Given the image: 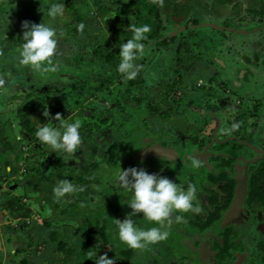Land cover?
<instances>
[{"label":"flooded vegetation","instance_id":"1","mask_svg":"<svg viewBox=\"0 0 264 264\" xmlns=\"http://www.w3.org/2000/svg\"><path fill=\"white\" fill-rule=\"evenodd\" d=\"M53 2L65 4L64 15L56 19H52L46 14L47 6ZM247 2H249V6L244 15L242 4ZM100 4L103 5V8L99 7ZM5 6L8 8L3 9ZM252 7H256L257 11L263 9L262 17L255 11L256 14L251 13ZM235 14L240 15L234 20ZM194 16H199L200 21L205 22L200 24L198 19L193 18ZM253 16L255 17L253 18ZM25 20L32 23L44 21L57 29L59 43L55 62L59 65V70L54 72L55 74L65 72L66 68H72L74 74L79 76L78 56L87 58L88 50L91 55L90 59L94 54H97L99 49L109 56L113 55L111 59L107 58L106 61H103V64L95 67L89 65L91 74L85 78L79 77L83 80L80 88L78 85L74 86L76 90L80 91H85L90 84L97 86L95 97H97L96 93H102L103 96L96 105L91 106L87 121L89 120L90 123L94 121L93 127L96 128L103 126L99 140H107L110 135L116 137L113 139L116 141L113 147L106 149L93 143L94 140L88 138V133L81 134L83 137L81 150L71 156L73 158L77 155L75 158H82V168L85 163L104 162L108 153L112 155L111 161H107L108 165L100 167V171L105 170V173L100 172L105 174L101 177V182L103 185L106 183L108 188H99V192L110 194L111 174L118 175L121 168L127 169L135 167V165L143 168L151 167L158 171L157 174L185 186L188 183L195 184L196 202L202 211L200 213H181L184 220L171 225L169 236L180 243L178 251L171 252L173 257L171 264H180L178 261H182L181 264H264L256 251L261 246L260 244L254 246L253 250L247 248L253 238L252 231L257 232L254 236L258 238L257 241L264 244V182L259 180L260 186L258 187V183L254 185L250 181L252 170L260 167V163L264 162V145L259 142L249 143L245 139L247 132L239 133L241 127L239 131H231L230 127L227 133L229 136L222 135L220 132L223 129V123L220 121L211 132L212 129L208 128L209 119L218 110L215 112L216 106L211 105L207 98H205V103L211 105L210 108L213 110H209V113L205 115L203 128L191 130L187 140L174 128L175 124L179 125V122L184 119L188 109H193L197 103L202 104L200 100L193 97V92L204 82L202 78H199L204 74L200 70L193 71L194 66L190 64L196 57L193 55V51L197 49L202 55L216 58L214 54L210 53V49H218L219 42L223 43L221 39H230L235 42L236 46L242 48L246 45V41L243 40V37H246L245 34H251L249 38H253V40H249V42L253 46L257 45L256 43L264 45V30H262L264 28V0H164L163 7L154 4L152 0H0V49L3 47L2 50L5 51L4 55L0 56V76L6 79V91L17 90L18 82H20V88L32 87L26 93L27 101L31 99L32 102L25 106L24 110L36 99H43L47 102L44 107L45 105L51 106L53 101L60 100L58 93H62L61 86H53L54 84L51 86L49 83L45 84L43 88H38L32 84L31 80L27 79L29 67H21L17 64L16 68L20 73L11 70L10 64L15 63L14 59L18 57L24 43L21 25ZM259 21L260 23H258ZM210 22L216 24L217 30L225 29L219 34L220 40L217 38V33L207 29ZM130 24L136 26L147 24L151 28V32L147 34L148 38L142 41L145 45V53L136 61L138 68L134 79H126L117 71L120 62L119 45L132 38L133 35L129 30ZM81 25H83L82 29ZM94 33L97 34L93 35ZM107 39L110 40L109 45L102 42ZM8 40L9 42H7ZM215 41H217L216 44H214ZM256 57L258 58V56ZM223 60L218 59L217 61L220 63ZM186 65H189L187 69ZM253 66L256 67L257 64H253ZM238 71L240 72L239 77H245L251 70L247 69L245 72L240 68ZM20 74H23L26 79L18 78ZM187 74L190 78L196 76L197 80L192 78L191 81L197 82L199 85L196 88L191 87L189 92L177 90L176 93L173 92L169 96L166 89L161 87L164 82L167 84L173 82L174 85L172 84L173 87L170 86V88L172 87L171 90H174L180 81L183 82V78ZM41 75L42 73L39 72L38 76ZM68 75L72 76L73 74L69 73ZM103 75L107 76L108 80L102 86L99 80ZM249 75H253V73ZM2 88L0 87V95H2ZM51 93L55 94L52 96ZM106 96L109 101L104 108L100 102H106ZM231 97L233 96L230 94L226 97L219 94L220 103H224ZM163 102L168 104V107L165 108L162 105ZM202 107L205 108V104L204 106L202 104ZM64 108H67V105ZM32 109L35 108L27 110L32 111ZM60 111L65 114L67 109ZM76 111L75 108L74 112ZM98 111H101V114L97 115ZM259 114V108H257L251 113V117L258 119ZM163 115L172 117L165 123L172 126L171 128L163 126ZM206 117H208L207 120ZM35 119H23L22 126H24V120H33L34 122ZM215 119L217 120V118ZM121 124L124 129H121ZM207 129L211 135H207L209 134ZM4 130L11 134L9 126H5ZM87 130L93 132L92 129L87 128ZM0 131H2L1 124ZM1 136L0 133V138ZM6 137L12 140L13 147L15 144L17 145L14 136L9 137L6 134ZM134 142L138 145H135ZM89 143L92 144V147L88 148L83 155L81 153L84 152L83 146ZM244 144H248L249 148L241 151ZM96 146L98 148L95 149ZM121 146H124L123 149ZM2 147L4 146L0 142V187L11 179H14V182L7 184L3 193L0 194V230L13 235L12 240L15 241L14 246L16 247L11 251L14 253L13 256H7L9 255L7 246L1 252L5 253V259L6 257L10 259L12 264H39L44 252L35 248L40 241L32 240L27 233L25 235L29 237L27 240L24 238V244L28 246L29 250L26 248V250H21L19 243L22 239L16 237L12 230L9 231L8 221L11 224L10 228L14 230L15 228L19 229L21 224L19 221L22 220L34 227L37 222L35 223V220L33 222V215L30 213L29 216H25L26 208H31L30 200L32 198L24 197L22 199L25 187L21 181L27 176L34 178L36 174L52 180L65 174L63 172H65L66 165L61 157L58 159L49 155L45 157L48 158L44 162L45 165L50 164L49 161L52 157L57 160L55 164L53 163L57 167L56 175L54 178L49 177L41 169L43 165L37 158L39 153L37 150H33L29 156L31 161H27L21 152L24 165L20 168L11 165L14 162V152L7 155V160L11 164L4 166L6 161L1 162V155L13 147H4L5 149ZM134 147L136 148L134 149ZM94 151L97 152L92 155ZM136 156L135 161L133 158ZM68 157L70 156L68 155ZM194 157H198L202 161V166L198 169L191 167V159ZM67 169L70 176L71 169ZM72 170L76 171L75 168ZM21 173H24L25 176L20 177ZM22 189L23 193H20ZM202 191L203 193H201ZM34 195L31 194V196ZM213 199L216 201L211 202ZM94 205L97 206L96 203ZM177 215L179 214L177 213ZM6 217L9 219L6 220ZM11 219L18 223H12ZM3 227L7 228L3 230ZM185 247L189 249H184ZM180 250L188 253L185 256L186 259L175 255V252L177 254ZM138 252L136 251L134 257L129 260L130 264H134L135 259L139 261V264H144L143 252ZM111 254L112 252L109 251L108 256ZM54 256H56L55 253ZM115 258H118V255ZM63 260L64 258L62 262L65 263ZM48 263V261L43 262V264Z\"/></svg>","mask_w":264,"mask_h":264},{"label":"rangeland","instance_id":"2","mask_svg":"<svg viewBox=\"0 0 264 264\" xmlns=\"http://www.w3.org/2000/svg\"><path fill=\"white\" fill-rule=\"evenodd\" d=\"M23 3V2H21ZM103 5H106L105 3H103ZM103 5L100 4L99 7L103 8ZM249 6V2L247 3H243L242 4V12L245 15L246 12V8ZM13 7V6H12ZM8 7H3V9H6ZM14 8V7H13ZM20 11H22V9H19ZM252 12L251 13H257L258 15H260L262 17L263 14V9H260L259 11L256 10V7H252ZM255 11V12H254ZM262 12V13H261ZM255 13V14H256ZM240 14H235L234 16V20L235 18H237V16ZM255 16H253L254 18ZM194 19H198L199 23L201 24L202 22L205 21H200V17H193ZM233 20V19H230ZM33 21V20H31ZM213 21V20H211ZM132 22H134V20H132ZM260 23V21L258 22ZM211 25V26H210ZM210 25H208L209 27L207 28L210 32L213 33H217L218 36V40H220L221 38H219V34L220 32H224V28L223 29H218L217 27H215V23L210 22ZM214 26V27H212ZM214 28V29H213ZM264 30V28L262 29ZM97 33H94L93 35H96ZM246 37H243V40L246 41V45L245 47H242V52L245 55H248L250 57V59L253 61L251 64H241L236 60L237 58H241L242 55L240 54V52H236L234 50V46L236 45L235 42L231 41L230 39H221V42H219V48L215 49V48H211L210 49V53L214 54L216 58L210 57V56H206V55H202L198 52V50L196 49V51H193V55L196 56L194 58V61L190 64H192L194 66V70L193 71H197L200 70L201 73L204 74V76H199L197 74V76H199V78H202L204 80L203 85H201V87H198L197 90H195L194 93V98H196L197 100H200L204 106L205 104V108L202 107V104L197 103V105L192 109H188V113L184 116V119L181 120V122H179V125H174L175 131L178 134H183L184 138L187 140L189 134L192 132L191 130H196V129H201L204 126V121H205V115H207L209 113V110H213L212 108H210L211 105L216 106L214 116H211L209 119V129H212L211 132L213 131V129L216 128V124L218 121L223 123V129L220 132L222 135L225 136H229L227 133L231 127V124L233 123H238L241 127L240 130V134H242L243 132H247V137L245 139H247L249 141V143H253L256 144V142H259L260 144L264 145V110H262L264 108L263 106V101H264V49H262V45H259V43H256L257 45H252V43L250 44L249 40H253V38H249V36L251 34H245ZM242 35V36H245ZM87 36V35H86ZM217 40V41H218ZM214 44H216V42ZM9 42V40L7 41ZM237 43V42H236ZM13 44H15V42H13ZM224 44V45H222ZM3 49V47H2ZM5 52V51H3ZM256 52V53H255ZM258 53V54H257ZM57 54H58V49H57ZM88 57H91L90 55V51L88 50L87 53ZM256 56H258V58H256ZM60 58V57H59ZM218 59H224L222 62H218ZM15 63L10 64V67H12L11 70L20 73V71L16 68L17 67V57L14 59ZM62 60L64 61V59L62 58ZM214 61V63H213ZM58 62V61H57ZM74 61L72 60V63ZM235 62H237L236 65ZM224 63V64H223ZM189 64V65H190ZM253 64H257V66H253ZM189 65H186V69ZM75 68V66H73ZM79 70V76L75 75L73 72L72 68H66L65 72H61V73H53V72H49V73H42V75L39 77L38 71H33L31 68H29V77H27L28 80H31V83L36 85L38 88H43V86H45V84H51V86H61L62 88V93H58L59 94V98L60 100L58 102L53 101V105L51 106H45L46 107V111H48L50 113L49 117H45L42 113L41 117H35V112H36V107L35 109L31 110H24L25 106H28V104H30L32 101L31 99H29V101H27L26 99V93L27 91L29 92V88L32 89V87H27V89L24 88H20V82H18V89L14 90L12 89L11 91H6L5 90V86L2 88V95H0V124L2 125V131L4 132V127L5 126H9L10 127V131L12 133V135L14 136V140L17 142V145L22 147L23 150V154L24 156L27 158V161H31V159L29 158L31 152L33 150H37V152L39 153L37 158L38 160L42 163V167L41 169L43 170L44 173H47L49 175V177L54 178V175H56V166L54 165L59 157H61V159H63V161L65 162V174L60 175V177L67 175L69 176V172H67V168L72 169L75 168L76 171H78V169L81 168L82 166V161L81 159H79L78 157H68V154L63 153V152H55V151H51L49 146L47 145H42L36 138L35 135H29L24 126H22V122L23 119H30V118H36L34 121V125H39V127L43 126L44 124H49L53 127H57L60 128L61 130H63L61 128V125L63 123H73L76 120H79L81 123V128H80V134H85L88 133V138L91 140H94L93 143L100 145L101 147L104 148H111L113 147V144L116 142L115 139L116 137H112L111 135L106 139H100L102 135V129L103 126H98L93 127V122L94 121H87V118L89 117V112H90V108L92 105H96L99 100L101 99V97L103 96L102 93H96L97 97H95V90L96 87L94 84H90L87 86V89L84 91H80L79 89L76 90L74 88L75 85H78L79 88L81 86V83L83 82V80L79 79V77H86L89 76L91 74V66H89V63L87 62L86 64L83 65H79L78 67ZM242 68V70H244L245 72H247V69H250L251 71L248 73V76L245 77H239V69ZM27 74V72H25ZM65 73V75H64ZM71 73L73 74L72 76H69L68 74ZM184 73V72H183ZM250 73H253V75H249ZM195 75V73H193ZM17 77V75H16ZM21 79H26L23 74H20V76H18V78ZM193 78V80H197L196 76H191V78L187 75H185V77L183 78V82L180 81V83L175 87L174 90H171L174 83H162L161 87L165 90L166 92L169 93V96L172 95V93H176L177 90L180 92H189L191 87H195L199 86L197 82H192L191 79ZM239 78V79H238ZM238 79V81H236ZM178 80V79H177ZM190 80V81H189ZM242 84L243 85V91H241L240 88H238V86L240 85H235V84ZM173 84V85H172ZM170 86H172L170 88ZM56 92V91H54ZM97 92V90H96ZM55 94V93H54ZM53 93H51V95H54ZM219 94H221L223 97L228 96L229 94L232 95L233 97L227 99L224 103H220L219 99ZM50 95V96H51ZM106 95V94H104ZM100 97V98H99ZM210 100V104L211 105H207L205 103L206 99ZM189 100V98H188ZM109 101L108 96H106V102H100V105L102 107H106L107 106V102ZM217 104V105H215ZM65 105H67V108H64ZM162 105L166 108L168 107V104L166 103H162ZM77 109L76 112H74V109ZM259 108V118L256 119L254 117H251V113L256 111V109ZM67 109L66 113H62L60 110H65ZM39 111H42L41 109ZM52 111V113H51ZM56 113H61L62 116L64 117V119L62 121H55L53 119H51V117H54ZM101 114V111H98L96 113ZM165 115V113H164ZM163 115V119H162V124L163 126H166V128H171L172 126L165 124L168 122L169 119H172V117H164ZM204 116V117H203ZM217 118V120L215 119ZM208 119V117H206V120ZM87 121V122H86ZM257 123V124H256ZM99 124V123H97ZM88 129H92L93 132H90L87 130ZM96 128V129H95ZM181 129V130H180ZM209 129H207L208 133L207 135H211ZM189 131L188 133L184 134L183 132ZM206 135V134H205ZM231 136V133H230ZM233 136H231L232 138ZM241 137V135H240ZM11 139L6 137V134H2L1 138H0V142L2 144V146H4L5 148H10L13 147V145L11 144ZM111 142V143H109ZM135 145H138L136 142H134ZM4 147H2L3 149H5ZM92 144H84L83 146V150L84 152H81L83 155L87 152L88 148H91ZM124 147V146H123ZM123 147L121 146V149H123ZM136 147H134L135 149ZM132 149V148H131ZM80 153V155H81ZM53 156L56 158H50L49 163L50 164H44L45 160L48 158H45L47 156ZM79 156V154H78ZM7 158V154L6 152H4V154L1 155V162L5 161V159ZM137 156L133 158V160L136 161ZM47 162V161H46ZM54 163V164H53ZM113 163V162H112ZM114 164L116 165V161L114 162ZM136 168H143L142 166L139 165H135ZM123 169H126L123 167ZM147 172L149 170H151V172L148 173H157L158 171H156L155 169L149 167V168H144ZM8 170H10V168H8ZM74 170V172H76ZM24 177V173L20 174V177ZM47 176V175H46ZM117 176L118 175H113L111 174V188H110V194L107 193L108 195H113L114 193H118L120 191V185L118 183L117 180ZM7 179V178H6ZM14 182V179L9 180L8 183H4L3 186L0 187V194H2L6 187L7 184H12ZM195 183L197 185H199L196 181ZM106 184V183H105ZM203 184V183H202ZM204 185V184H203ZM202 185V186H203ZM258 187L260 186V183H258L257 185ZM101 189V187H99ZM108 188V186H107ZM199 191H201V189H199ZM20 193H23V189L20 190ZM203 193V191L201 192ZM34 195V194H33ZM100 199H96L95 203L96 205H93L94 208L91 209L92 211V216L93 214L95 215L96 212L100 211V210H105V209H110V205L108 203L109 200V196H100ZM45 202V201H44ZM30 206L31 209L30 213L33 215L32 216V220L34 222H37L39 229L43 228L46 229V226L43 224L46 220H50L52 217H54V224H60L63 223L62 221H59L58 216L55 215V213L59 214V211L55 210L53 207H51L48 203H42L39 204L37 202L34 201V199L32 198L30 200ZM55 212V213H54ZM179 215H182L181 213H178ZM1 215V213H0ZM119 215V214H118ZM116 214V216L114 217V219H121V216H118ZM5 219V218H4ZM9 218L6 217V220H8ZM11 222L17 224L18 221L16 220H12ZM21 222V221H19ZM138 226H140V224H137ZM9 227V231L12 230V233L15 234L16 237H19L21 240V242L19 243V247L20 248H26L27 250H29V248H27L28 246L25 245V239L27 240L29 236L25 235L28 232H24L21 229H11V224L8 221V225ZM4 228L7 227H3L2 229L5 230ZM33 228V225L28 224L26 226V230L29 231L30 229ZM117 229V228H116ZM43 232V231H41ZM112 232L111 236L112 238H114L115 234H117L118 231L112 230L110 231ZM35 234H32L34 236H38L39 232L36 233V231H34ZM257 234V232L252 231L251 235H253V238L251 239V244L248 243L247 248H249V250H253V247L256 245H261L263 246L264 244H262L261 242L257 241L258 238L254 237ZM43 235V234H41ZM14 236V237H15ZM13 235H11V233H7L6 231H1L0 230V264H12L10 259H5V253L1 250L5 248V246H7V250H8V254L7 256H13L14 253L11 252L14 247L15 241L12 240ZM25 238V239H24ZM197 245H199L198 243H196ZM35 245V244H34ZM164 247L165 243L164 241L161 243H158V247L156 245H151L150 248L147 249V252L149 253V256H152L153 253H151V251H154V249H160V247ZM44 247L45 244L41 241L38 245L36 244V250H39L41 252H44ZM184 249H189L187 247H185ZM178 251L177 248H174V251ZM257 250V249H256ZM60 250H55L54 253L56 255V260L58 264H65L62 262V259L65 257V253L59 252ZM110 251V249H106L105 253H107ZM139 251V250H137ZM156 251V250H155ZM104 253V252H103ZM175 255L178 256H182V259H186L185 256L188 255L187 252H185L184 250H180L177 254L175 252ZM60 259V260H58ZM173 260V259H172ZM172 260L170 261L172 263ZM135 263L134 264H139L138 260H134ZM180 264L182 263V261H178ZM16 264V263H13Z\"/></svg>","mask_w":264,"mask_h":264},{"label":"clouds","instance_id":"3","mask_svg":"<svg viewBox=\"0 0 264 264\" xmlns=\"http://www.w3.org/2000/svg\"><path fill=\"white\" fill-rule=\"evenodd\" d=\"M160 7L164 6V0H152ZM65 4L53 2L47 6V16L56 19L63 16ZM44 13V12H43ZM45 15V13H44ZM24 43L17 57L18 66L29 67L33 71L41 73L57 72L59 65L55 62L59 37L57 29L51 24L22 22ZM81 29L83 25L80 26ZM133 33L132 38L119 45L120 62L117 71L126 79H134L137 75L138 61L145 53L147 34L151 32L149 25H129ZM4 52L0 49V56ZM6 79L0 76V87H4ZM43 115L49 117L50 113L44 111ZM51 119L62 121L61 113H56ZM240 125L233 123L231 131H237ZM60 128L44 124L35 132V138L43 145L49 146L51 151L63 152L69 156L75 155L81 150L83 137L80 134L81 123L76 120L73 123H63ZM202 161L198 157L191 159V167L198 169ZM120 187L132 193V198L127 203L131 211L126 217L114 219L118 236L121 242L133 250H146L149 246L166 241L170 234L171 225L182 222L184 217L177 213H200L202 211L196 202V185L188 183L186 186L176 183L172 179L157 173H148L144 168L129 167L120 169L117 176ZM84 188L77 187L70 180H60L53 188L54 197L59 201L65 196H71ZM142 214L145 220L155 224L150 228H142L137 225L134 217ZM174 214V215H173ZM95 258V264H115L114 258H109L107 253L97 256L94 252L88 253V258Z\"/></svg>","mask_w":264,"mask_h":264},{"label":"trees","instance_id":"4","mask_svg":"<svg viewBox=\"0 0 264 264\" xmlns=\"http://www.w3.org/2000/svg\"><path fill=\"white\" fill-rule=\"evenodd\" d=\"M102 42H104L105 45H109L110 40L107 39ZM92 57V59L89 57H87V59L84 56H78L79 65H83L88 62L89 65H93L95 67L96 65L103 64L102 62L106 61L107 58L111 59L113 55L109 56L99 49L97 54H94ZM107 80L108 77L103 75L99 81L103 86L104 82ZM45 103L47 104V102H45L43 99H36L33 104L25 108V110L36 107L35 117H41L42 113L46 110L44 107ZM40 109L42 111H39ZM254 116H256V114H254ZM120 126L121 129H124L122 124ZM24 128L29 135H35V132L40 127L39 125H34L33 120H24ZM239 130L240 127L237 131ZM0 133H5L8 134L9 137H13L12 133L10 134L9 131H0ZM96 148L98 147L96 146L95 149ZM247 148H249L248 144H244L241 151L246 150ZM10 152H14L13 154H15L13 164H11L6 158V162L3 165L6 166L11 164L15 168H20L23 166L24 158L21 154V152H23L22 147H17L15 144L12 149L6 150L7 155L10 154ZM96 152L97 151H94L92 155H95ZM111 159L112 155L108 153L104 162H94L91 164L85 163L78 172H74V170L71 169L70 176L64 175L60 177L59 175L56 178L49 180L48 177L42 175L38 176L36 174L34 175V178L27 176L21 181V184H23L25 187V192L23 193L24 195L22 199H24V197H30L33 198L35 202L37 201L42 203L45 201L55 210L59 211V214L55 212L54 213L56 216H58L59 221L63 222L60 224H54V217H52L50 220H47L43 223L46 226V229H39L38 224L35 222L36 224H34V227L27 231L26 226L28 224L25 220L21 221L19 229L23 230L24 232H28L32 240L35 239L37 242L42 241L45 244V251L39 260V264H43L45 261H48V264H58L56 260L57 258L54 256L55 250H60L59 252L63 251L65 253L63 261L67 264H95L94 260L96 257L94 256L93 259H89L88 253L94 252L97 254V256H99L102 255L106 249H110L112 252V254L108 257L114 258L115 264H130L129 260L134 257L137 250L130 249L126 244L121 242L118 232L115 234L114 238H112V232L110 231H118L114 222V217L116 214H119L118 216H121V220H123L126 217V214L131 211V208L127 203L132 198V193L122 189L121 187L118 193H114L111 196L105 194L104 192H99V187H101V189L107 188V185H103V182H101V177H103L105 174L100 172L105 173V170L100 171V167L107 166V161H111ZM260 165V167L252 170L251 173L250 181H252L254 185H257L259 180H263L264 182V162L260 163ZM63 179L70 180L77 187L84 188V191L77 192L71 196H65L64 198L57 201V199L54 197L53 188L60 180ZM32 193L35 195L31 196ZM100 196H109L108 203L111 207L110 209L100 210L92 216L91 209L95 204L96 199H100ZM215 201V199L211 200V202ZM30 209V207L26 208L25 216L30 215ZM134 219L136 220L137 224H140V227L145 229L157 226L145 220L142 214L134 217ZM190 223H192L191 220ZM34 231H36V233L39 232L37 237L31 235L35 234ZM164 243V247L162 246L159 250L154 249V251H151L153 256H149L147 249L143 250V263L171 264L170 261L173 259L171 252L174 251V248H179L180 243L178 241H174L172 238H170V236L166 241H164ZM154 245L158 247V243ZM257 249L258 250L256 251H258L260 259L264 261V245L259 246ZM21 250L26 249L23 248ZM117 255L118 258H115Z\"/></svg>","mask_w":264,"mask_h":264},{"label":"water","instance_id":"5","mask_svg":"<svg viewBox=\"0 0 264 264\" xmlns=\"http://www.w3.org/2000/svg\"><path fill=\"white\" fill-rule=\"evenodd\" d=\"M241 49H242V48L239 47V46H236V45L234 46V50H235L236 52H240V54L242 55L241 58H237V59H236V60H239V61H237V62H239V63H241V64H244V65L251 64L253 61L250 59V57H249L248 55L243 54V52H242ZM237 62H235V64H236V65H239V64H237ZM239 85H242V84H239Z\"/></svg>","mask_w":264,"mask_h":264},{"label":"crops","instance_id":"6","mask_svg":"<svg viewBox=\"0 0 264 264\" xmlns=\"http://www.w3.org/2000/svg\"><path fill=\"white\" fill-rule=\"evenodd\" d=\"M262 49H264V45H262ZM256 58H257V57H256ZM235 85H239V84L236 83ZM238 88H240L241 91H243V88H244V87H243V85H240V86H238ZM263 94H264V91H263Z\"/></svg>","mask_w":264,"mask_h":264}]
</instances>
